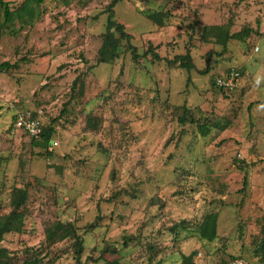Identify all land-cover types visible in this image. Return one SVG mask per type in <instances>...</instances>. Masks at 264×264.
<instances>
[{"label": "rangeland", "instance_id": "1", "mask_svg": "<svg viewBox=\"0 0 264 264\" xmlns=\"http://www.w3.org/2000/svg\"><path fill=\"white\" fill-rule=\"evenodd\" d=\"M4 1L0 215L27 191L22 230L0 242L10 263L181 264L195 252L196 264H264V0H120L130 43L162 59L133 58L124 39L100 63L111 0L31 2L21 16L25 0ZM186 53L190 69L167 61ZM230 71L239 78L223 93L215 80ZM22 109L41 110L48 142L14 126ZM212 212L209 241L197 226ZM58 220L74 224L80 254L71 238L45 240Z\"/></svg>", "mask_w": 264, "mask_h": 264}, {"label": "trees", "instance_id": "2", "mask_svg": "<svg viewBox=\"0 0 264 264\" xmlns=\"http://www.w3.org/2000/svg\"><path fill=\"white\" fill-rule=\"evenodd\" d=\"M43 0H25L20 6L17 14L19 16L22 15V11L29 7L31 2L36 4H40ZM120 0H111L110 3L106 6V24L105 31L102 34V43L98 49V58L97 62H110L116 58H118L121 52V40H126L127 47L129 48L131 55L133 58H146L147 56H151L155 60L162 59V57L156 52V47L149 43V46L145 49V51L140 54L136 47L130 43L131 35L126 32L125 27L122 23L118 22L114 18V9L113 7ZM0 8L3 11L4 20L9 21L13 15L8 2L4 0H0ZM163 15V14H162ZM154 23H161L162 19L159 12L149 13L146 15ZM239 34H234V36H238ZM231 34V37H234ZM170 63L178 61V64L181 67L190 69L192 67V62L190 60V56L188 53L184 55H178L172 60H167ZM12 64L8 61H3L0 63V73L8 71ZM229 73V72H228ZM227 73L220 75V77L225 76ZM239 78V73L238 77ZM79 80L78 76L73 81V87L76 86L77 81ZM216 84V80H215ZM217 86V85H216ZM217 88L223 92H230L231 90H226L217 86ZM79 92H83V84L81 83L79 86ZM26 111L30 109H22L20 111ZM19 110L14 114L13 124L15 126V121ZM33 115H37L36 110H31ZM42 116V114H41ZM43 120L42 133L39 138H30L32 141L43 142L46 143L49 141L51 134L54 131L53 126L46 124ZM199 131L202 135H206L209 132V127L206 126L205 123H202L198 126ZM19 129V128H18ZM21 130L26 136V132ZM27 196V191L25 188H16L11 200L12 209L4 215H0V242L2 241L4 235L9 232H20L23 227V212L20 210L21 206L24 204ZM77 229L74 224L71 222H63V221H55L48 226L45 227V240L49 243H54L56 241H61L66 238L73 239V247L75 249V254H80L82 250V242L77 234ZM197 232L201 238L207 239L209 241L213 240L217 235V214L212 212L207 214L204 217V220L197 226ZM261 249L264 250V233L262 237ZM195 252H192L188 255L182 256L181 264H196L193 256ZM234 259V258H232ZM231 260V259H230ZM39 258L35 256L33 259L25 260L22 264H38ZM229 261V260H228ZM227 262H223L220 264H228ZM0 264H11L10 263V255L8 251L0 246Z\"/></svg>", "mask_w": 264, "mask_h": 264}, {"label": "built area", "instance_id": "3", "mask_svg": "<svg viewBox=\"0 0 264 264\" xmlns=\"http://www.w3.org/2000/svg\"><path fill=\"white\" fill-rule=\"evenodd\" d=\"M238 72L230 71L225 76L216 79V85L226 90H233L237 81ZM15 127L26 132L28 138H39L42 133L43 120L41 110H37V115H33L31 110L20 111L17 114ZM201 252H197V257L200 258ZM228 264H240L239 261L231 259Z\"/></svg>", "mask_w": 264, "mask_h": 264}]
</instances>
